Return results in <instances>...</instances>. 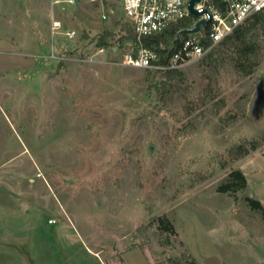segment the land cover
Returning <instances> with one entry per match:
<instances>
[{
	"label": "rangeland",
	"instance_id": "374dc122",
	"mask_svg": "<svg viewBox=\"0 0 264 264\" xmlns=\"http://www.w3.org/2000/svg\"><path fill=\"white\" fill-rule=\"evenodd\" d=\"M104 7L0 0V264H264V31L250 73L228 40L166 81Z\"/></svg>",
	"mask_w": 264,
	"mask_h": 264
},
{
	"label": "built area",
	"instance_id": "2783aa9c",
	"mask_svg": "<svg viewBox=\"0 0 264 264\" xmlns=\"http://www.w3.org/2000/svg\"><path fill=\"white\" fill-rule=\"evenodd\" d=\"M77 0H56L57 3L75 4ZM91 3L102 6L101 18L107 20L113 9L106 10L105 3L109 0H88ZM122 5L123 18L134 29L138 48L132 53H127L123 60L124 64L154 69H179L189 63L204 57L217 44L243 24L249 17L264 11V0H203L197 6L200 10L206 8L208 12L202 18L209 22L202 26L200 31L187 33L182 36L181 45L171 43L169 46L161 44L162 48L169 51L165 64L156 63L160 56L156 50L144 47L142 41L150 36L164 31L169 26L178 24L192 17L193 22L189 27H195L199 18L193 16L189 10V0H119ZM60 21L54 23L59 27ZM181 28L179 32L183 29ZM66 35L74 37L75 30H67ZM177 33V34H178ZM117 48V47H116ZM115 48V49H116ZM101 47L99 51H104Z\"/></svg>",
	"mask_w": 264,
	"mask_h": 264
},
{
	"label": "trees",
	"instance_id": "16d2710c",
	"mask_svg": "<svg viewBox=\"0 0 264 264\" xmlns=\"http://www.w3.org/2000/svg\"><path fill=\"white\" fill-rule=\"evenodd\" d=\"M216 4H220L218 0H214ZM193 22L192 17L184 20L178 24H174L169 26L164 31L157 33L153 36L147 37L142 41V45L144 47L156 50L158 52L160 59L156 63L165 64L169 55V51L166 48H162V43L171 44L175 37L177 36L178 31L181 28L189 27ZM259 29L264 31V11L258 12L253 16L249 17L243 24L239 25L232 34L227 36L222 42H226L228 40H235L237 43V52L241 55V59H239L238 69L245 72L250 73L254 66L256 65V61L252 58V54L255 52L256 45L258 44L260 34L257 32ZM107 35H111V40H107L106 35L101 36L97 46H111L115 44V41L126 42V43H134L135 48H138L137 36L131 25L128 23H122V27L119 32V37L115 38L113 34L108 33ZM187 35V33L182 32V36ZM181 36V37H182ZM181 45V40L176 42V46ZM169 46V45H168ZM149 72H151L150 68H146ZM163 73V77L166 81H171L176 78L178 70L177 69H157ZM247 187V179L245 174L237 169L230 173V177L228 181L221 184L218 188L220 192H229L234 193L239 190H244ZM247 201L253 209L263 210L264 206L260 202V200L252 198L250 196H246ZM160 228L171 233L177 234L174 224L167 217L159 218ZM175 264V262H173Z\"/></svg>",
	"mask_w": 264,
	"mask_h": 264
},
{
	"label": "water",
	"instance_id": "95a60500",
	"mask_svg": "<svg viewBox=\"0 0 264 264\" xmlns=\"http://www.w3.org/2000/svg\"><path fill=\"white\" fill-rule=\"evenodd\" d=\"M202 2L203 0H189V10L191 14L199 18V20L196 22L195 27L186 28V29H183L181 32H179L177 36L175 37V39L173 40V43H176L178 40H180L182 32L191 33V32L200 31L202 26H205L209 22V19L202 18V16L206 14L208 10L206 8L202 10L197 8V6L200 5Z\"/></svg>",
	"mask_w": 264,
	"mask_h": 264
},
{
	"label": "crops",
	"instance_id": "0c3cea01",
	"mask_svg": "<svg viewBox=\"0 0 264 264\" xmlns=\"http://www.w3.org/2000/svg\"><path fill=\"white\" fill-rule=\"evenodd\" d=\"M94 254L98 255V252H94Z\"/></svg>",
	"mask_w": 264,
	"mask_h": 264
}]
</instances>
